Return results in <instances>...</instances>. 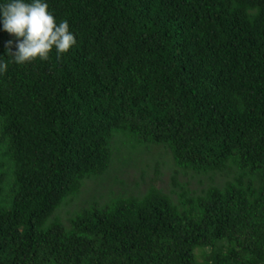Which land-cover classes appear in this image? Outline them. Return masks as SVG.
<instances>
[{
    "label": "trees",
    "instance_id": "16d2710c",
    "mask_svg": "<svg viewBox=\"0 0 264 264\" xmlns=\"http://www.w3.org/2000/svg\"><path fill=\"white\" fill-rule=\"evenodd\" d=\"M47 3L76 44L0 74V264H264V0ZM153 146L172 193L104 184L63 221Z\"/></svg>",
    "mask_w": 264,
    "mask_h": 264
},
{
    "label": "clouds",
    "instance_id": "9594fccd",
    "mask_svg": "<svg viewBox=\"0 0 264 264\" xmlns=\"http://www.w3.org/2000/svg\"><path fill=\"white\" fill-rule=\"evenodd\" d=\"M0 30L13 36L0 55V74L9 64L47 61L51 52L59 57L76 44L69 22L58 21L49 11L47 0H0Z\"/></svg>",
    "mask_w": 264,
    "mask_h": 264
},
{
    "label": "rangeland",
    "instance_id": "374dc122",
    "mask_svg": "<svg viewBox=\"0 0 264 264\" xmlns=\"http://www.w3.org/2000/svg\"><path fill=\"white\" fill-rule=\"evenodd\" d=\"M118 147L123 149V146L119 143ZM140 156V155H139ZM159 162V167L157 164ZM115 167L111 173L106 172L104 176H97L96 178L87 179L83 186L82 194L69 205L64 206L60 209L61 216L64 222L67 221L69 214L66 211H74L75 208H80L85 204L88 199H95L97 194L100 192L105 193L103 185H111L113 189L120 192L122 189L127 190V194H142L150 186H156L167 193L173 192L172 176L175 167L171 155H169L160 146H153L152 149L143 154L137 161L135 159L127 166L119 165V160H115L113 163ZM158 170V172H157ZM112 177L111 179L108 177ZM117 176V179L124 181L122 183H114L112 180ZM190 176L181 173L179 180L186 182ZM199 178V177H198ZM198 178L191 179V186L200 188ZM105 179H108L105 181ZM110 179V180H109ZM200 179V178H199ZM105 181V183H104Z\"/></svg>",
    "mask_w": 264,
    "mask_h": 264
}]
</instances>
